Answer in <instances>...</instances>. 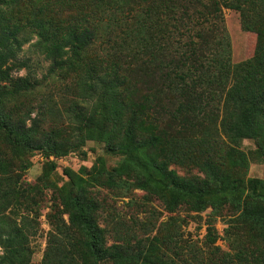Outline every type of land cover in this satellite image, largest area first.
Returning <instances> with one entry per match:
<instances>
[{
	"label": "trees",
	"instance_id": "1",
	"mask_svg": "<svg viewBox=\"0 0 264 264\" xmlns=\"http://www.w3.org/2000/svg\"><path fill=\"white\" fill-rule=\"evenodd\" d=\"M20 1L0 0V142L22 157L38 154L47 174L87 140L120 158L107 167L100 157L81 168L87 176L66 165L68 180L47 184L57 210L40 264H264V179L247 177L250 157L240 149L254 140L251 157L264 163V0ZM62 8L74 13L56 17ZM223 8L256 34L252 57L237 64ZM33 36L49 61L45 83L20 58ZM63 80V102L41 91ZM3 153L0 264H30L36 217L24 209L36 186L20 184ZM97 188L141 190L170 214L229 212L233 251L215 245L208 228L204 255L184 244L174 215L152 221L153 211L140 222L150 235H131L121 219L111 230L100 223Z\"/></svg>",
	"mask_w": 264,
	"mask_h": 264
},
{
	"label": "rangeland",
	"instance_id": "2",
	"mask_svg": "<svg viewBox=\"0 0 264 264\" xmlns=\"http://www.w3.org/2000/svg\"><path fill=\"white\" fill-rule=\"evenodd\" d=\"M21 4L27 5V0H21ZM73 10L62 8L57 11L56 17L67 18ZM224 25L227 32L229 42L230 60L233 64L243 62L254 53L256 46V34L254 32L246 31L241 25L240 13L236 10L223 8ZM37 37L33 36L31 41L24 44L20 52L21 59H28L30 65L29 70L32 75L40 79L42 82H46L45 76L47 73V67L49 61L45 59L44 55L40 52L35 43ZM28 70L26 68L21 69L15 74L23 75ZM53 82V79H52ZM62 81H56L52 84L49 82L41 91H53L55 96L60 102L65 100V95L60 92L63 87ZM35 116V111L32 112L31 117ZM29 123V120H28ZM48 128V125H43L42 129ZM44 131V130H43ZM40 132V131H39ZM0 147L5 152L4 156L12 162L13 173H20L19 183L22 185H35L36 189L31 191L28 197V210L36 219L33 224L36 226V235L31 238L30 245L32 247V258L30 264H40L42 255L46 245L47 231L50 229V222L48 214L51 209L56 207V188L47 186L48 183H55L56 187H60L67 180L68 177L63 171L64 166L70 167L75 173H81L87 176V173H82L81 168H85L86 171L91 168L93 163L97 162L100 157H103L107 167L115 166L119 157L115 155H109L105 153L104 143L96 140H87L81 148L75 152L69 153V155L62 159L53 172L46 173V167L41 166L42 158L36 154L32 157H22L19 153H16L15 149L7 146L5 143L0 142ZM255 142L252 139H243L240 143V149L244 151L249 157L250 162L247 169V177H257L264 179V163L251 157V152L255 149ZM26 159H29L30 165L23 170L22 167ZM179 173L183 174L188 169L183 167H177ZM194 172L195 170H190ZM95 189V188H94ZM100 189L98 197L104 200V208L101 209L100 223L107 225L112 230L118 219H121L127 227H132L130 234L134 233L137 238L150 235V230L147 233H143L141 230L140 222L146 220L151 216L153 211L152 221L166 220L170 215H174L181 225V236L184 244L192 245L199 252H203L206 255L207 251L211 249L209 245V239L207 237V229L211 228L213 235H216L215 245H218L221 250L233 251L234 245V230L235 227H229L230 222L228 216L229 212L213 213L211 208L206 209L203 212H187L184 209L170 214L166 212L162 205L157 200L146 201L144 192L138 189H129L127 191H113L106 188ZM22 199V197L20 198ZM67 218V215H64ZM133 225V226H131ZM150 229V228H149ZM238 232V228L236 233ZM133 243L135 242L132 240ZM182 241V243H183ZM112 242V238H108V243ZM174 257L171 251L167 250V259ZM175 258V257H174ZM180 263H183L181 257L176 258ZM103 264H111L105 262Z\"/></svg>",
	"mask_w": 264,
	"mask_h": 264
}]
</instances>
